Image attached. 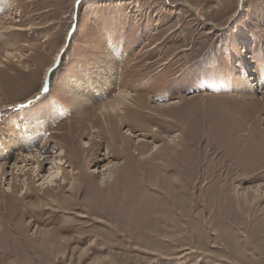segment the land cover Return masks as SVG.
<instances>
[{"label":"rangeland","instance_id":"obj_1","mask_svg":"<svg viewBox=\"0 0 264 264\" xmlns=\"http://www.w3.org/2000/svg\"><path fill=\"white\" fill-rule=\"evenodd\" d=\"M104 63L103 89L88 88ZM121 89L135 94L126 153L104 157L87 124L103 127ZM258 89L264 0H0V143L29 148L0 155V264H264ZM89 140L96 154L73 168ZM39 147L63 148L67 184L37 186L45 164L15 178L14 202L7 166Z\"/></svg>","mask_w":264,"mask_h":264},{"label":"bare ground","instance_id":"obj_2","mask_svg":"<svg viewBox=\"0 0 264 264\" xmlns=\"http://www.w3.org/2000/svg\"><path fill=\"white\" fill-rule=\"evenodd\" d=\"M11 29H13V30L15 29L16 30L17 27H14V28H11ZM102 65L103 64H98V66L96 67L97 72L93 74V77L90 76L88 72H85L84 76H82L85 79L86 83H88V85H87L88 88L92 87L94 84H97V85L99 83H100V85L104 84V81L101 80V79H107V78L110 77V74H112V70H113V65L112 64L109 65V67H108L104 63L105 67L109 68L108 70L104 69L102 67ZM108 72L110 74H108ZM75 82H76L75 86H78L79 88H81V90L78 87H76L77 89L73 88L71 96L73 97L74 102H78L80 100H84L83 97L81 96L82 95L81 91H83L85 88L82 87L84 85V83L81 80H79L78 78L75 79ZM103 86L104 85H102V87L100 88L101 90L103 89ZM251 86H252V88H257V86L255 87L254 84H251ZM257 91H259V93H263L264 92L263 89H258ZM134 95L135 94H131L130 91H127L125 89H121L120 92H118V94L115 96L113 101L111 99V101L107 102L108 104L102 103V105H101V108H103L102 111H103V114H104V116H103L104 117L103 118L104 119L103 127L102 128L94 127L95 123L87 124L88 129L90 130V132L91 133H95L98 137H100V142L104 141V139H105L106 151L104 153H102V155L104 157H109L111 155V152L115 148H117V151L119 153H122V154L126 153V146L124 145V141H122L120 139L121 136H120V134L118 132V128H120L119 127L120 124L124 125L123 120L125 122V115L123 114V110L126 109V108H132L130 100L132 99L131 97L134 96ZM175 103H176V101L174 99H172V100H169L168 102H165V103H158V105L154 106V108L155 109H167V108H169V106L174 105ZM132 109H135V108H132ZM152 114H155V113H152ZM113 119H115L116 122H114ZM154 129H156V128H154ZM124 133H125L126 136H128V138H130L131 135L134 137V135L131 134L132 130L129 131L128 129H126L124 131ZM9 137H10V139L9 138L5 139L6 140L5 144L4 143L3 144L0 143V145L4 147V148H2V151L0 149V155H2V157H4L3 156L4 152L7 153L6 154L7 156H11V155H14V154H12V153L10 154V152H13L14 150H16L18 148L23 150V153H24V150L29 149L27 146L24 145V143L21 144L18 140H16L13 136H11V133H10ZM176 137H177V132H176L174 138H176ZM30 138H31V136H30ZM106 138H107L108 142L106 141ZM118 139H120V140H118ZM137 140L139 142L145 141L143 138H140V137L137 138ZM27 141H28L27 139L24 140V142H27ZM174 141H176V139ZM117 142H119L120 144H118ZM92 146H93V144L92 145L90 144V140L89 141H84L83 148H85L86 152L82 153L81 156H79L80 159L78 161V165L75 164L74 162L71 163L73 168L82 169L84 167L83 166L84 161H82L83 158H84L83 154H85V156L88 153H90L93 156L96 154V151L92 148ZM141 146H143V147H141L142 149H145L147 147L146 144H142ZM153 148L155 150L156 149L158 150L160 147L157 146L156 143H154ZM39 149H40V147L37 148L35 150V152L32 151V152H29V153H26V154H22V156L24 157L23 160H22V163H24V167L20 168V166L17 165L18 162L16 160L14 161V163L11 166H7V167H11V169H14L15 171H14V173H10V175H12V177H10V181L7 182L8 183L7 186H4L5 184H3L2 187H3L4 191H6L5 193H7V192L11 193V195L10 194L9 195L14 199L13 200L14 202H15L16 199H15L14 194H13V187H16L17 184H19L21 182L23 183V185H27V182H26L27 178H23L22 180L19 179L20 182H18V183H17L15 178H17L18 175L26 176L28 171H32V173L33 172H37V174H36V176H37V175H39L40 170L43 169V166L45 164H49L50 167H48V171H47L46 174L41 175V181H39L37 186H40L41 188H46V187H50V186H57V181L58 180H62L61 184H58V186L60 185V186L63 187V186H65L67 184V181L65 180V176H66L65 175V171L63 170L64 168L62 167L64 165V163H65V161L63 160L64 155H65V151L63 150V148H61L59 150V152L55 151L53 156H49V154L48 155L45 154V152H44L45 150H39ZM135 152H136L137 155L139 154L136 149H135ZM33 159H34V162H33ZM102 159H104V158H100V160H102ZM86 160L87 159H85V161ZM6 162L8 163V160H6ZM6 162H4V163H6ZM4 163L1 164V167H3V168L6 167V165H7V164H4ZM28 164H29V166H28ZM96 173H97L96 171H93V174H96ZM13 174H16V175H13ZM78 174H81L80 171L78 172ZM5 176H6V174H5ZM102 176H104V174ZM5 179L6 178H4V181H5ZM37 180H39V178ZM25 191L21 192V194H19V195H21V197L24 196L25 193H26ZM0 198H2V200H1L2 204L1 205L4 206L5 199L3 198L2 191L0 192Z\"/></svg>","mask_w":264,"mask_h":264}]
</instances>
